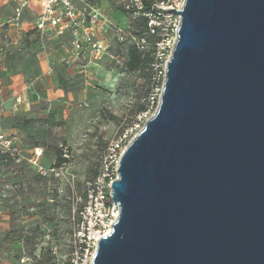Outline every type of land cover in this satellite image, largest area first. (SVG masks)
I'll use <instances>...</instances> for the list:
<instances>
[{"label":"water","instance_id":"water-1","mask_svg":"<svg viewBox=\"0 0 264 264\" xmlns=\"http://www.w3.org/2000/svg\"><path fill=\"white\" fill-rule=\"evenodd\" d=\"M177 12L158 104L119 158V216L92 264H264V0Z\"/></svg>","mask_w":264,"mask_h":264},{"label":"rangeland","instance_id":"rangeland-1","mask_svg":"<svg viewBox=\"0 0 264 264\" xmlns=\"http://www.w3.org/2000/svg\"><path fill=\"white\" fill-rule=\"evenodd\" d=\"M113 5L121 9L118 2ZM125 25L135 32L138 17L126 15ZM110 37L103 59L116 82L99 85L93 79L95 88L71 101L65 117L40 119L44 132L38 142L43 149L37 163L24 162L25 170L5 172L0 180V216L7 219L2 250L10 252L11 264H66L70 212L83 199L84 182L92 176L106 141L132 121L136 106L144 101L145 77L125 70L127 44ZM155 109L156 105L142 118L135 134ZM58 152L64 158L59 164Z\"/></svg>","mask_w":264,"mask_h":264},{"label":"built area","instance_id":"built-area-1","mask_svg":"<svg viewBox=\"0 0 264 264\" xmlns=\"http://www.w3.org/2000/svg\"><path fill=\"white\" fill-rule=\"evenodd\" d=\"M31 0H13L12 12L2 19L0 31L7 25L19 27L25 8ZM42 10L35 22L41 34L52 31L55 35H67L68 51L62 62L76 69L84 86L93 85L92 66L103 60L106 46L98 36L99 32H112L120 41L129 40L142 49L146 43L144 36L135 38L128 27L111 19L102 8L91 0H40ZM130 15L142 13L147 17L151 33L157 36L154 49L153 78L162 79L155 86L157 104L165 75V65L174 48L180 24V11L185 0H152L150 9L142 11L143 0H116ZM176 11H175V10ZM117 61V57L110 55ZM20 101V99H18ZM156 104V106H157ZM136 115V120L116 133L107 141L99 159L94 176L85 181L84 197L78 206L71 210V251L72 264H92L98 240L112 230L117 221L120 206L112 198L111 182L117 177L119 158L127 144L138 133H134L140 121L150 111ZM1 111V109H0ZM135 134V135H134ZM42 149L34 147L24 152L19 144V135L5 131L0 122V180L5 172L15 171L17 167L29 162L36 164ZM41 167V166H40ZM42 168V167H41ZM44 172V171H40ZM116 204V208H115Z\"/></svg>","mask_w":264,"mask_h":264},{"label":"crops","instance_id":"crops-1","mask_svg":"<svg viewBox=\"0 0 264 264\" xmlns=\"http://www.w3.org/2000/svg\"><path fill=\"white\" fill-rule=\"evenodd\" d=\"M91 1L111 19L126 23L125 11L113 5L116 0ZM13 5V0H0L2 19L12 12ZM41 10V1L31 0L23 12L20 26L7 25L0 31V122L5 131L19 135L24 152L34 147L43 149L38 142L44 132L40 119L65 117L71 101L95 88L84 86L76 69L62 62L68 51L67 35L58 36L52 31L41 35L36 30L35 22ZM98 36L106 49L110 36L115 38L109 31L99 32ZM106 63L104 58L92 66L93 79L99 85L111 86L116 77L108 76L110 71ZM23 164L17 170H25ZM6 227L7 219L0 216V264H11L10 252L2 250V232Z\"/></svg>","mask_w":264,"mask_h":264},{"label":"trees","instance_id":"trees-1","mask_svg":"<svg viewBox=\"0 0 264 264\" xmlns=\"http://www.w3.org/2000/svg\"><path fill=\"white\" fill-rule=\"evenodd\" d=\"M151 1L152 0H143L144 5H143V9L141 12L147 11L150 9ZM119 6L121 7V9L123 11H125V13L127 15H130L129 12L124 10L121 5H119ZM131 16H133V15H131ZM135 16L138 17V25L139 26H138L137 30L134 32V31H132V29L128 25H126V26L130 30L133 37H135V38H138L141 36L145 37L146 43L143 46V48L138 49L136 47V45L129 40L120 41L116 38L115 39L120 44H124V43L127 44V46L125 48V53H124L125 54L124 55V58H125L124 68H125V70L129 71V72H138L141 76L145 77L146 82H147L146 89L143 93L144 101H142V103L138 104L136 106V109H135V112L138 111L136 113V115H137L138 113L147 110L151 103H152V107L157 104V93L155 92L154 88H155V86H160L162 79L159 78L158 80H155L153 78L154 70L152 68V63L154 61V49H155V42L157 40V36L154 33L150 32V29L147 25V17L146 16H144L142 13L136 14ZM136 115L130 123L126 124L125 126H121L117 131H122L128 125H131L136 120ZM104 148H105V146H104ZM63 160H64V158L61 156V152H58L57 157H56V163L59 164ZM98 166H99V160H98L96 167L94 168L92 176H94L96 174ZM84 185H85V182H84ZM83 197H84V189H83ZM70 214H71V212H70ZM65 263L66 264H72L70 262L69 258L65 261Z\"/></svg>","mask_w":264,"mask_h":264}]
</instances>
